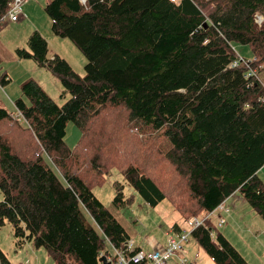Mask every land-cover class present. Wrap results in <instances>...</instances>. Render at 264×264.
Here are the masks:
<instances>
[{"label": "trees", "instance_id": "trees-1", "mask_svg": "<svg viewBox=\"0 0 264 264\" xmlns=\"http://www.w3.org/2000/svg\"><path fill=\"white\" fill-rule=\"evenodd\" d=\"M10 4L0 0V24ZM45 11L52 32L86 55V73L52 56L38 30L16 49L71 94L59 105L28 77L14 101L18 117L0 105V225L12 224L16 246L44 247L56 264H100L106 242L125 248L127 229L93 191L113 169L123 176L118 207L127 185L151 206L169 199L192 220L240 193L264 218V22H255L264 0H48ZM104 110L128 113L161 169L148 173L137 148L117 155L110 143L106 153L94 144ZM70 121L81 130L74 148L65 140ZM213 229L207 221L192 234L217 264H250ZM0 264H13L1 248Z\"/></svg>", "mask_w": 264, "mask_h": 264}, {"label": "rangeland", "instance_id": "rangeland-1", "mask_svg": "<svg viewBox=\"0 0 264 264\" xmlns=\"http://www.w3.org/2000/svg\"><path fill=\"white\" fill-rule=\"evenodd\" d=\"M47 1L25 0L23 3L25 16L22 19L16 22L6 19L5 22L0 24V76L6 73L10 79L5 84L0 83V105L11 112L15 111L16 108L10 98H14L15 101L23 96L21 82L28 77L36 78L59 105L64 104L71 96L65 90L59 77L50 70L39 66L33 59H21L17 56L16 49L27 47V40L33 31H40L48 40L51 53L56 50L69 61L73 69L81 76L86 73V55L69 38L59 37L52 32V21L45 11ZM23 20L28 21L21 24ZM46 35L52 38L48 39ZM234 48L242 57H252L253 55L247 45L235 42ZM260 76L264 79V71L260 72ZM127 118V112L118 117L113 111L104 110L94 120V134L97 137L94 144L106 153L105 147L110 143L113 152L117 155H128L135 152V148H137V161L143 160L145 162V170L148 173H150V170L161 169L160 165L163 159H159L152 148H143V145L138 142L140 139L143 140V133L133 129L127 123ZM19 120L25 123L23 118H19ZM80 136V128L70 121L67 125L65 137L69 147L74 148L79 142ZM148 142L149 139H146L145 145ZM36 155L37 153H35ZM143 156L149 157L154 162H146L142 158ZM260 175L264 178V167L261 169ZM117 181L123 182V176L118 170L113 169L107 176L106 181L95 186L93 191L131 235L137 234V236H131L132 239L135 240L138 237L145 240L148 235L154 232V237L151 240L154 245L158 239V235L156 236L155 233H161L160 236H162L168 231L166 234L168 239L171 232L175 233L173 226L179 223L182 228L188 230L189 237L183 243V249L169 257L168 264H181L183 258L188 260V264H217L192 234L195 218L188 220L180 215L169 199H164L158 205L151 206L127 185L124 189L127 203L118 207L114 202L117 194L115 186ZM238 195L243 198L240 193ZM2 199L3 195L0 191V201ZM233 200L229 204L226 203L230 206L231 212L223 214L225 223L222 226L218 225V215L209 220V224L214 226L213 233L215 235L224 234L250 264H264V218L244 198V201L241 202H234ZM205 214L199 215L198 218L203 219ZM15 240L16 236L12 224L6 222L0 225V248L13 264H50V262L56 264L44 247L36 248L31 242L18 247ZM165 243V240L161 241L153 249L163 251L166 248ZM105 249L112 256L114 264H116V251L110 242H106Z\"/></svg>", "mask_w": 264, "mask_h": 264}, {"label": "built area", "instance_id": "built-area-1", "mask_svg": "<svg viewBox=\"0 0 264 264\" xmlns=\"http://www.w3.org/2000/svg\"><path fill=\"white\" fill-rule=\"evenodd\" d=\"M25 0H11L10 8L8 13L5 15L6 19L16 22L23 18L22 7ZM255 22L258 25H262L264 22V16L260 13L255 14ZM233 65H238L239 61H234ZM14 116L18 117L20 112L12 113ZM230 206L225 202L218 205L215 209L209 211L205 214L203 219L198 217L193 220V227L196 228L200 225H203L207 220L212 218L215 215H218L219 222L218 225L222 226L225 223V219L222 214L219 212L225 213L229 212ZM189 232L188 230H183L178 236H171L166 246L165 250L160 251L159 249H149V250H140L136 249L134 242L130 239L128 240L125 248H115L116 251V264H168V259L177 251L183 249V243L188 239ZM109 260L114 264L112 256L108 257ZM187 259H181V264H186Z\"/></svg>", "mask_w": 264, "mask_h": 264}, {"label": "crops", "instance_id": "crops-1", "mask_svg": "<svg viewBox=\"0 0 264 264\" xmlns=\"http://www.w3.org/2000/svg\"><path fill=\"white\" fill-rule=\"evenodd\" d=\"M22 12H23V15L25 16V8H24V6L22 7ZM23 16V17H24ZM48 17V16H47ZM29 20V19H28ZM28 20H23V22L21 23V24H23V23H26ZM39 29V28H38ZM40 30V29H39ZM45 34V33H44ZM48 34V33H47ZM52 35H54V34H52ZM46 37L49 39V38H52V37H50L49 35H46ZM55 53H58L56 50L53 52V53H51V50H50V54L53 56V54H55ZM36 79V78H35ZM37 80V79H36ZM38 81V80H37ZM11 100H13V102H14V98L12 99V98H10ZM261 172V171H260ZM261 176V175H260ZM264 179V178H263ZM232 199H234L233 201L234 202H241L242 200H243V198L241 197V196H239L238 195V193H234L232 196H230L227 200H226V203L227 204H229V202L232 200ZM244 201V200H243ZM231 212V211H230ZM180 214V213H179ZM181 215V214H180ZM176 225V226H175ZM174 226H173V230L175 231V233H173V232H171L170 234H169V237L171 236V235H175V236H177L183 229H186V228H182L181 227V225L179 224V223H176ZM167 232L168 231H166L162 236H160V234L161 233H159V234H157V233H155V235L157 236L158 235V239H157V241H155V243H154V245H153V243L151 242V240H152V237H154V232H152L150 235H148L147 237H146V239L144 240V239H142V238H138V237H136V239L134 240V239H132L131 238V236H137V234H135V235H131L129 232V235H130V238L133 240V242H134V246L135 247H137L138 249H140V250H149V249H153V247L155 246V245H157V244H159L161 241H164L165 240V245L164 246H166V244H167V242H168V240H169V237H168V239H167V236H166V234H167ZM53 260V259H52ZM54 261V260H53ZM55 262V261H54ZM50 264H52L51 262H50Z\"/></svg>", "mask_w": 264, "mask_h": 264}, {"label": "water", "instance_id": "water-1", "mask_svg": "<svg viewBox=\"0 0 264 264\" xmlns=\"http://www.w3.org/2000/svg\"><path fill=\"white\" fill-rule=\"evenodd\" d=\"M82 2H85L86 0H81ZM100 263L101 264H111V261H109L108 257L106 255H102L100 257Z\"/></svg>", "mask_w": 264, "mask_h": 264}]
</instances>
